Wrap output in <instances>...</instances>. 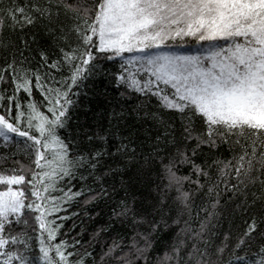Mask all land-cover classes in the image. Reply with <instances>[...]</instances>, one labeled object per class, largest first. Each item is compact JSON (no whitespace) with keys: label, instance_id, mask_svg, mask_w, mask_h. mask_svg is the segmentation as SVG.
I'll return each mask as SVG.
<instances>
[{"label":"snow or ice","instance_id":"6c2138e0","mask_svg":"<svg viewBox=\"0 0 264 264\" xmlns=\"http://www.w3.org/2000/svg\"><path fill=\"white\" fill-rule=\"evenodd\" d=\"M36 24L51 41L36 66L29 39H0V264H264V0H0V33ZM101 61L118 65L109 75L121 95L154 97L180 123L145 112L163 128L143 156L157 199L144 211L135 198L118 200L112 217L130 232L97 258L89 242L65 238L57 221L67 217L57 214L84 191L65 186L73 178L98 182L115 170L99 171L109 152L93 143L107 131L84 124L73 134L68 123L72 97ZM53 69L67 75L57 81ZM118 138L115 152L134 159L129 138ZM222 145L227 157L216 154ZM87 191L85 203L109 196L102 183ZM229 201L245 227L217 242ZM257 203L259 215L250 212Z\"/></svg>","mask_w":264,"mask_h":264},{"label":"trees","instance_id":"16d2710c","mask_svg":"<svg viewBox=\"0 0 264 264\" xmlns=\"http://www.w3.org/2000/svg\"><path fill=\"white\" fill-rule=\"evenodd\" d=\"M7 0H5V3ZM19 3H25L27 0H18ZM23 35L29 39L31 44V52H25L29 56L33 66L38 65L40 61L39 50L44 48L51 53V41L48 35L43 31L39 24L34 26H26L21 32L17 29L11 32L5 28L3 33H0V39L16 40L17 37ZM34 37V39H33ZM176 43H180L177 41ZM6 53L0 48V64L3 63ZM103 67L99 68L93 74H86L87 78L83 80L78 90V95L72 98L76 101L74 106H70L69 128L75 134L80 125L87 124L90 128V134L95 132L103 133L107 131L106 141L96 140L93 143L102 145L107 148L109 155L104 157V162L99 171L102 173L103 168L111 165L115 170L108 175L103 176L102 181L94 182L89 176L87 181H81L78 177L73 178L70 184L66 187L72 189L73 192L81 190L82 194L74 197L72 201L65 205L66 212L62 211L57 215L66 216L62 222L61 233L66 234V239H80L83 242H89L84 247H88L97 256L100 252L102 244L110 243L111 238L129 233L130 229L126 225H122L119 221H115L112 217V210L116 206L118 200L122 198L132 202L135 198V208L140 211L150 210L157 199L153 183H159L154 168L144 165L143 156L151 151V142L155 136L163 131V128L154 121L150 116H146L145 112L161 113L165 121H173L175 126L179 127V120L175 119L173 114L164 112L157 106L155 98L139 96L136 93L121 95L123 89L118 87L114 78L109 75L110 72L118 71V65L108 61H101ZM45 69H41L43 72ZM51 75L57 81L62 75H67L64 70H51ZM77 89L74 87L73 92ZM36 100L42 99L38 92L34 93ZM139 112V115H137ZM119 113V115H116ZM63 131V130H62ZM67 135V132H64ZM127 136L129 138V147H134L136 156L132 160H126L121 153L115 152L116 146L121 143L118 137ZM23 140V138H19ZM14 145L10 144V148L14 149ZM7 149L0 148V153L7 152ZM131 154V153H129ZM217 155L227 157L229 152L227 145H222L217 150ZM16 158L21 162H27L22 151H17ZM205 157L198 158V162ZM181 172H187L186 168H182ZM101 183L109 192V196H100L96 199L85 200L92 193L87 189H92L94 192H99ZM115 191L113 192V189ZM59 195V192L54 193ZM197 205L201 203L200 194L195 197ZM222 203L226 197L221 198ZM235 201H229L225 205L224 213L219 218V223L216 228L217 242L223 238L225 232L235 235L245 227L246 215L236 211L233 212ZM260 205L257 203L250 212H256L259 215ZM203 215V214H202ZM107 227L108 231H103ZM264 228V224H261ZM99 230V235L90 241L93 233ZM259 231V229H258ZM172 235L171 231H166L158 235L156 248L162 247ZM255 244L260 243V238L257 235L254 240ZM91 259V258H88Z\"/></svg>","mask_w":264,"mask_h":264}]
</instances>
